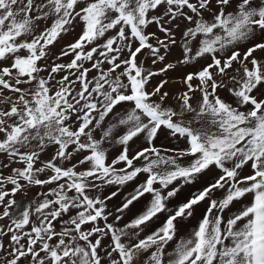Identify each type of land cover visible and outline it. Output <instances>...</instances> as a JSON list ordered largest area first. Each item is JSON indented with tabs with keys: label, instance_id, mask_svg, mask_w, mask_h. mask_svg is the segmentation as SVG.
I'll return each mask as SVG.
<instances>
[{
	"label": "snow or ice",
	"instance_id": "snow-or-ice-1",
	"mask_svg": "<svg viewBox=\"0 0 264 264\" xmlns=\"http://www.w3.org/2000/svg\"><path fill=\"white\" fill-rule=\"evenodd\" d=\"M0 264H264V0H0Z\"/></svg>",
	"mask_w": 264,
	"mask_h": 264
},
{
	"label": "rangeland",
	"instance_id": "rangeland-1",
	"mask_svg": "<svg viewBox=\"0 0 264 264\" xmlns=\"http://www.w3.org/2000/svg\"><path fill=\"white\" fill-rule=\"evenodd\" d=\"M151 30H155V28L153 27ZM78 32H79V28H77L75 32H73V33H71V34L63 37V39L56 46V48L54 49V51L55 52H58L61 45L65 44V43H68V42H71L76 37V35L78 34ZM178 55H179V50L176 49V50H174V52L172 54V58L174 59ZM68 59H70V57L69 58H65V61L64 62H67ZM141 59H144V57L142 56ZM146 65L147 66H151L150 60H147L146 61ZM159 66L160 65H156V66H153V67H159ZM196 67H198V65ZM192 70H194L192 67H188V68L180 67V68H177L176 70L170 71L169 73H167L166 74V77H158V78L153 79L152 84H155L157 82V80L160 79V78H167L169 80V84L167 86V89L172 90V91H175L176 89H178V88L181 87L180 84L178 83L179 79L184 75L185 72L192 71ZM157 143H158V145H162L164 147H183L182 142L181 143H178L176 141H173V140H171L169 137H167L165 135H161L160 138H159V140L157 141ZM142 180H143V176L139 177L136 182H134L133 184L128 185L127 187H125L123 189V193H127V192L131 191L132 187H134V184L135 183H139ZM112 190H115V189L114 188H105L104 189L105 194H107L108 192H110ZM36 191H38V189L33 188L29 192L27 199L28 200H31L32 197H33V195L36 193ZM184 198L185 197L182 195L176 202L179 203V202L183 201ZM248 199H251V197H248ZM118 202H119L118 199L109 202L110 207L113 204H116ZM142 207H143V203L138 204L136 206V208L132 209V212L128 213L127 216L125 217V222L133 214H135L136 212H138L139 210H141ZM234 207H239V205H235ZM203 208H204V205H201L197 209V211H196V213H195V215H194L193 218H190V219H187V220H183V221H181L179 223L180 235H183L184 233L191 231L197 225L199 219H201V217H202V210H203ZM161 219H163V217ZM160 223H161L160 220L156 221V226L158 227L160 225Z\"/></svg>",
	"mask_w": 264,
	"mask_h": 264
}]
</instances>
